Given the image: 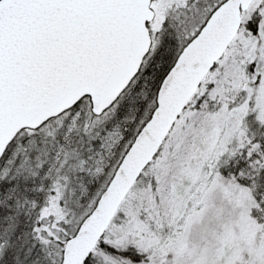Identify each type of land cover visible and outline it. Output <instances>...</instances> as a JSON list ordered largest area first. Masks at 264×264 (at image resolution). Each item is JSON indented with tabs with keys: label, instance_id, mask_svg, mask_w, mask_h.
Wrapping results in <instances>:
<instances>
[{
	"label": "rangeland",
	"instance_id": "374dc122",
	"mask_svg": "<svg viewBox=\"0 0 264 264\" xmlns=\"http://www.w3.org/2000/svg\"><path fill=\"white\" fill-rule=\"evenodd\" d=\"M158 1L155 45L169 15L180 23L172 31L181 44L220 0H193L182 9L188 0ZM256 13L260 21L253 32L244 24L252 25ZM244 24L104 236L118 247L149 253L147 264H264V149L258 140L264 136V0H254ZM149 92L140 79L101 116L93 115L84 98L13 142L0 165V181L20 159L35 186L25 222L7 230L8 243L0 225V264H59L64 231L75 230L108 183L144 122ZM138 99L146 106L141 113ZM59 219L64 222L56 238H48L46 227Z\"/></svg>",
	"mask_w": 264,
	"mask_h": 264
},
{
	"label": "water",
	"instance_id": "95a60500",
	"mask_svg": "<svg viewBox=\"0 0 264 264\" xmlns=\"http://www.w3.org/2000/svg\"><path fill=\"white\" fill-rule=\"evenodd\" d=\"M254 0H225L162 80L157 105L114 176L66 241L60 264H85L202 80L237 36ZM152 0H0V161L36 129L90 96L101 114L139 72L152 37Z\"/></svg>",
	"mask_w": 264,
	"mask_h": 264
},
{
	"label": "trees",
	"instance_id": "16d2710c",
	"mask_svg": "<svg viewBox=\"0 0 264 264\" xmlns=\"http://www.w3.org/2000/svg\"><path fill=\"white\" fill-rule=\"evenodd\" d=\"M158 2L161 3L162 0H159ZM154 3H155V0H153V5ZM192 4H193V0H188L185 3H182V6L180 8L182 9L185 6L190 7ZM159 7L160 6L158 5L155 7V10H157V12L160 11ZM180 8L176 10L180 11L181 10ZM209 12L210 10L206 14V16H208ZM254 16H255V19L254 21H252V25L247 24V23L244 24L245 27L248 26V28H250V30H252L253 32H255L257 28V24H258L257 22L260 21L259 14L257 15L256 13ZM175 18H176L175 16L169 15L168 18L165 19L163 23L162 31L160 32V35H161L160 42L154 45L153 50H151L148 56L146 57L139 74L135 77V79L132 81L130 85L132 86L133 84H135L136 86L138 85V80L142 79L144 83L147 82L149 84L150 92H149L148 97H150V95L152 94V90H153L152 102L143 119L144 121H146L147 118L150 116L151 111L153 110L155 106V96H156V92L158 90V87L161 81L163 80L164 76L166 75L170 67L173 65L181 48L186 44V42L192 36V34H190L189 37H184L182 39L183 42L181 44L176 42V39L180 38V35L172 30L177 29V24L175 23H178V24L180 23ZM171 32L175 33L176 38L173 37V34ZM137 105L139 107V113H141L143 108H146L144 100L138 99ZM52 120H56V118L49 120L44 125L50 123ZM37 130L38 129H34V130L24 129L23 131L19 133L16 139H18L19 136L21 135L25 136L28 134L29 136H31L30 134L32 133L33 135V133L37 132ZM137 131L138 129L134 132L130 142L133 140ZM259 136H261L258 139L261 141V147H262L261 149H264V136L262 133H260ZM19 154H22L19 156L21 157L23 156L24 153L20 152ZM220 167L222 169L223 166L220 165ZM138 182L139 181H137V183ZM261 182L262 183L260 185L264 183V180H262ZM34 186H35L34 179L32 178L31 173L28 171L25 165L21 166L20 159H17L15 164L12 166V169L10 170L8 177L3 178L0 181V225L2 224V226H4V228L2 229H5L4 239L7 241V243H8V238L10 236L9 232L7 233V230L21 225L23 221L25 222L26 202L28 201V199H31L33 197ZM53 191L54 189L52 190V192ZM192 206H190L189 209H186V211L191 212L192 210H190V208ZM118 215H119V212L115 216L112 224L116 223ZM59 216L63 220H65L64 217H62L61 215ZM2 219L5 221H2ZM81 219L79 220L81 221ZM63 220L59 219V221H57V224L55 226H52L53 222H49V225L46 227V231H45L47 234L51 233V235L47 236L48 238H52V239L56 238L57 233L55 232H57L58 230V225L64 222ZM79 222L76 223V227L79 224ZM32 232L34 233L33 230ZM72 232H74V228L72 229L68 228L67 231H64L63 235H66V238H67L68 236H70V234H72ZM34 234L38 235L37 233H34ZM36 235L34 237H32L33 235H30V239L37 240ZM103 239L101 240V242L99 243V245L97 246L94 253L89 258L86 264H147L148 262L152 260L149 256V253L147 252L137 251V249H135L132 246H126V247L121 248V247L114 245L113 243L105 242ZM60 242L62 241L60 240ZM63 244L64 242H62V247H63ZM55 249L56 248L53 249V252H55ZM96 254L98 255V257L96 256Z\"/></svg>",
	"mask_w": 264,
	"mask_h": 264
}]
</instances>
